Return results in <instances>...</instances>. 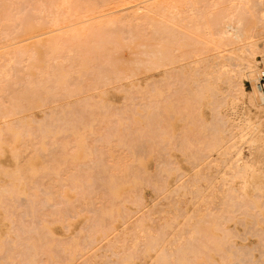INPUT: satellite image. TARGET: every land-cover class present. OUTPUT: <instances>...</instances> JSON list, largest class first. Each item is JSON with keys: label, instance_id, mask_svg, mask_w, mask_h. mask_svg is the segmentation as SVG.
Wrapping results in <instances>:
<instances>
[{"label": "rangeland", "instance_id": "obj_1", "mask_svg": "<svg viewBox=\"0 0 264 264\" xmlns=\"http://www.w3.org/2000/svg\"><path fill=\"white\" fill-rule=\"evenodd\" d=\"M260 6L243 41L236 0H0V264H264V165L229 171L224 96L246 43L264 67Z\"/></svg>", "mask_w": 264, "mask_h": 264}, {"label": "bare ground", "instance_id": "obj_2", "mask_svg": "<svg viewBox=\"0 0 264 264\" xmlns=\"http://www.w3.org/2000/svg\"><path fill=\"white\" fill-rule=\"evenodd\" d=\"M261 2L262 0H236L238 7L236 10L238 11V13L235 15V18L237 19L238 26L233 28L232 26L230 27V25L228 24L224 25V21L221 22L217 18L211 29H209L207 25L203 26V30L205 31L203 37L205 38L206 43H210V44L218 43L219 45H221L223 41L227 38V36L225 37V34L227 33L226 31L223 32L219 31L220 23H223L224 29L226 30L231 29L230 31L234 30L232 32L234 33L233 35L235 40L247 41L248 39H250L251 37H248L249 33L251 32L250 28L255 26L254 21H256V17H255L257 15L256 11H260L259 9H261L260 6ZM244 17L250 19V21L247 22V24L243 22ZM259 17L260 20L264 22V9H262L261 12H259ZM227 18H229V20H232L234 18V14L231 13ZM135 20L138 19H134V21ZM57 21L58 20L56 17L55 19H53L52 22L53 24H55ZM212 33H214L218 41L216 42L213 41L214 38L211 39V37L207 38V35H212ZM245 46L246 47H243V49L241 48L239 52L242 54L248 53L251 56L250 58L251 60L250 59H248V61L245 60V63L243 62V64L240 65L237 68V70L231 74L232 77L228 79L226 88L224 90L225 91L224 96L227 97V95L229 94L232 95L234 94V96L236 97L234 102L236 104L240 103V106L242 108L241 111L238 114H236V120H238V124L236 125L237 132L233 133V131H229L228 138L230 139L239 138V140H244L249 144L247 146L248 147L247 158H242L240 153L241 151L239 149L240 147H235L236 148L234 154L235 157L233 158V160H231L232 159L231 158L229 161H226V165H228L229 171L234 172L235 174H238L240 170H244V172L253 171L254 167L264 165V122H262L261 119L262 114H264V93H261L256 89V85L259 82L260 76L258 78H255L256 71L252 69L253 64L258 63L257 52H255V50L253 49H250L249 42L246 43ZM34 65H36L35 61L30 64V68H32ZM161 66H164V64L161 65L159 64V67ZM226 67L227 65L222 64L217 69L220 71L221 69H226ZM257 74H259V72H257ZM249 81H256V83L254 87H252L250 92H247L244 86L245 83H249ZM34 99L35 98L33 96L24 99L23 101L26 103L25 106H30ZM251 111H253L254 113L250 114ZM4 115L0 113V120ZM213 131H214L213 135L215 137V141L217 140L214 144L221 145L223 156H226L230 148H234V145H231L229 142L225 141L226 137H224L223 135L221 136L219 134L220 132L219 128L218 129L214 128ZM216 134L219 137L218 139ZM227 144L228 145L230 144V146H228ZM236 194L237 192L229 193V191H227L225 195L226 198H225L224 206L228 208L229 212H233L234 210H238V209H245L244 198H242L243 196L242 193L241 194L239 193L238 195ZM164 236H162L161 238L165 239ZM156 239L157 236L151 237L150 241L153 240L155 242ZM157 243L158 242H155L154 247L158 246ZM147 244L149 249L152 251L153 242ZM159 258L160 261L162 262L167 261L166 259L167 257L164 256L163 253H161Z\"/></svg>", "mask_w": 264, "mask_h": 264}, {"label": "built area", "instance_id": "obj_3", "mask_svg": "<svg viewBox=\"0 0 264 264\" xmlns=\"http://www.w3.org/2000/svg\"><path fill=\"white\" fill-rule=\"evenodd\" d=\"M259 74H260V78H259V82L256 85V89L259 92L264 93V67H261L259 69Z\"/></svg>", "mask_w": 264, "mask_h": 264}]
</instances>
